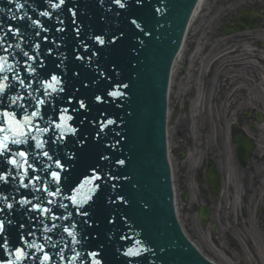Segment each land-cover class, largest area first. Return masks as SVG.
<instances>
[{"label":"snow or ice","instance_id":"1","mask_svg":"<svg viewBox=\"0 0 264 264\" xmlns=\"http://www.w3.org/2000/svg\"><path fill=\"white\" fill-rule=\"evenodd\" d=\"M60 2L63 3V0H60ZM116 2L118 4H120L121 7H124V5L121 3V0H116ZM17 7L18 8H22L23 5H17ZM0 11H3V9H0ZM42 15L47 16L48 13L45 12V13H42ZM36 23H38V22H36ZM132 23L135 24L136 21L134 20V21H132ZM137 26H139V25H137ZM95 39L98 40L101 45H103L105 43V41L101 37H95ZM24 54L27 55V53H24ZM0 70H2V69H0ZM5 79H7V77H5ZM52 81L56 82L57 84L59 83V80L54 75L52 76ZM21 84H23V81H21ZM6 87H7V85L0 84V92H3ZM49 87L52 88V91L53 92H56L57 91V88L55 86H53L52 84H49ZM125 87H127V86L125 85ZM59 91H63V89L61 88V89H59ZM109 94L112 95V96L120 95V93H117V92H111ZM97 99H99V97H97ZM38 103L39 104H43V103H45V101L39 100ZM85 107H86V105L83 103V101H80V108H85ZM63 111L66 112L67 110L64 109ZM4 115L5 116H11L12 117L11 120H10L9 128H8L7 131L11 132L13 137H15V136H21V137H23V136H26L27 135V133L24 131V129L26 127H28L29 125H31L32 120H31L30 117H25L24 123L21 124V122L19 120H16L15 119V117H14L13 114H10V113H7L6 112V113H4ZM33 115H37V113H33ZM60 119L61 120H71L72 117L71 116H63V115H61L60 116ZM107 123L108 124H112V123H114V121L109 120ZM57 127H67V125H57ZM4 131H5L4 128H0V132H4ZM70 131L73 132V133H75L76 132V129L75 128H71ZM8 139H9V137L8 136H5L3 138V140H0V150H3L4 148L7 147L6 141ZM11 142L13 144H21V143H27L28 141L26 139L21 140V139L12 138L11 139ZM36 147L37 148H42L43 147V142L38 143L36 145ZM19 155L25 156V153L20 152ZM43 155L44 156H48V153L47 152H44ZM49 159H51V157H49ZM13 163H15V161H13ZM119 163L120 164H123L124 161L121 160V161H119ZM58 166H60L59 163H58ZM52 176H53V178L56 181H59L60 180L59 173L53 172L52 173ZM100 180H102V176L99 175V174H96L95 170H93V176L91 178L86 179L80 185V189H83L85 187V185H92V187L89 188V195L86 198H84V199H77V197H70V199L72 200L73 204H77V205L83 206V204H86V203H88V201H91L93 195L96 194V193H99V195H97L96 198L97 199H100L101 196L103 195V189L101 188V185L100 184L94 183L95 181H100ZM80 189H77V192H79ZM45 190H47V189H45ZM49 194L50 195H55V193H49ZM69 215H71V213H69ZM83 215H88V213L87 212H84ZM65 231H68V229H65ZM69 235H72V233L69 232ZM92 255H95V253H93ZM126 255H128V256H134V255H139V253L138 252H133L132 250H129L126 253ZM45 259H48V257L46 256ZM96 264H99V261H97Z\"/></svg>","mask_w":264,"mask_h":264}]
</instances>
